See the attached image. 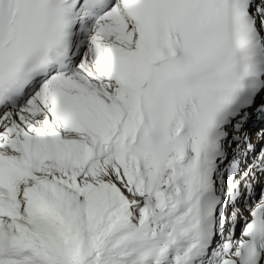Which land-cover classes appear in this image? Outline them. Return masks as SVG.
<instances>
[{
  "label": "snow or ice",
  "instance_id": "1",
  "mask_svg": "<svg viewBox=\"0 0 264 264\" xmlns=\"http://www.w3.org/2000/svg\"><path fill=\"white\" fill-rule=\"evenodd\" d=\"M0 264H264V0H0Z\"/></svg>",
  "mask_w": 264,
  "mask_h": 264
}]
</instances>
